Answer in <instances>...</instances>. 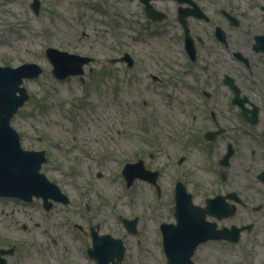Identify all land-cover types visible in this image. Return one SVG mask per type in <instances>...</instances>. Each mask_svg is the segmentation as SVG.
Listing matches in <instances>:
<instances>
[{"label": "flooded vegetation", "instance_id": "obj_1", "mask_svg": "<svg viewBox=\"0 0 264 264\" xmlns=\"http://www.w3.org/2000/svg\"><path fill=\"white\" fill-rule=\"evenodd\" d=\"M138 1L173 62L179 115L168 131L179 147H166L172 180L155 224L159 254L143 256L138 216L119 215L123 234L137 237L133 254L100 223L34 221L0 230V264H264V0H150L149 15ZM146 168L157 183L161 169Z\"/></svg>", "mask_w": 264, "mask_h": 264}, {"label": "rangeland", "instance_id": "obj_2", "mask_svg": "<svg viewBox=\"0 0 264 264\" xmlns=\"http://www.w3.org/2000/svg\"><path fill=\"white\" fill-rule=\"evenodd\" d=\"M31 2L0 0V65L29 61L43 68L38 77L23 80L29 96L10 124L23 148L45 150L41 171L70 201L56 202L42 217L37 198L0 199V230L34 221L100 223L126 240L133 254L137 237L123 234L119 215H137L142 255L156 256L155 224L157 216L166 214L172 180L166 147H179L171 144L168 132L179 116L176 105H170L173 62L162 41L152 37L138 0H39L37 13ZM47 47L93 59L84 65L82 77L58 79L51 73ZM124 52L135 60L132 67L110 62ZM150 73L160 81L153 82ZM138 158L148 168L161 169L159 197L146 180L126 186L122 167Z\"/></svg>", "mask_w": 264, "mask_h": 264}, {"label": "water", "instance_id": "obj_3", "mask_svg": "<svg viewBox=\"0 0 264 264\" xmlns=\"http://www.w3.org/2000/svg\"><path fill=\"white\" fill-rule=\"evenodd\" d=\"M36 1L34 0L32 3L35 12L38 10ZM141 1L145 4L146 14L149 15V0ZM46 54L52 64V73L59 78L70 74H81L83 65L92 60V57L69 53L53 47H48ZM119 60L127 61L128 66L133 64V59L128 53H125L122 57L113 58L111 61ZM41 71L42 67L35 62H25L15 67L0 66V195L16 196L27 200L31 199L33 194L36 196L41 195L44 197L46 207H49L51 204L50 201H47L49 197L63 202H67L68 199L55 183L49 181L39 171L41 163L46 160L44 151L23 149L20 145L18 133L9 122L18 107L28 98L26 88L21 86L23 79L37 77ZM122 173L126 176L128 185L135 177L154 182L157 176L156 171L145 169L141 160L135 163H127ZM211 208L214 209L215 207ZM202 228L204 229V227ZM206 229L208 230V228ZM164 232L166 239L165 229ZM191 233L200 235L204 234L205 231L196 228L192 229ZM105 237L115 239L110 235ZM195 244L191 245V248ZM164 248L168 251L171 246L166 242Z\"/></svg>", "mask_w": 264, "mask_h": 264}]
</instances>
